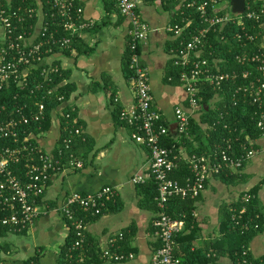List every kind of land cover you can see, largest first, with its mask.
I'll return each mask as SVG.
<instances>
[{
  "label": "built area",
  "instance_id": "built-area-1",
  "mask_svg": "<svg viewBox=\"0 0 264 264\" xmlns=\"http://www.w3.org/2000/svg\"><path fill=\"white\" fill-rule=\"evenodd\" d=\"M21 2L26 6L12 8L11 1L6 3L0 0V92L9 86L25 87L30 71L37 67L41 68L43 83L49 84L50 75L59 74L61 69L56 64H46V59L58 51L71 50L73 42L95 25L92 20L82 18V8L76 4V0H44L48 11L43 13L44 22L38 38L32 40V32H28L24 24L35 17V8L31 0ZM172 3L174 14L181 21L166 27V31L177 42V46L170 50L171 63L178 70L179 82L186 94L189 109L186 112L181 107H175L173 111L175 132L179 139L190 138V115L200 109V83L207 81L213 88L221 89L223 84L239 77L251 82L246 86L236 87L234 94L250 99L257 107V127L263 130L264 49L259 45V36L251 32L248 24L262 23L264 6L245 2L243 13L234 15L229 12L230 0H172ZM115 4L119 15L127 19L130 26L128 68L135 95V104L131 108L120 110L119 120L133 130L134 141L148 150L150 178L156 187L154 201L157 210L152 222V236L157 247L152 252L150 264H181L180 259L174 256V247L177 235L184 229V222L172 219L167 214L169 199L176 196H189L193 199L198 197L210 177L219 176L225 171L229 174L238 173L258 154V150L245 149L241 155L232 156L229 154L231 144L228 140L225 146H217L212 153L182 156L178 152L174 153L172 148L162 146L161 141L170 133V126L164 123L162 114L153 109L148 71L140 62V47L147 40L150 26L141 17L136 0H115ZM195 18L201 27L191 34L188 41H184L183 34ZM228 24L239 28L232 40L242 49L250 46L249 51L234 56L238 65L251 66V69L241 73L222 72L219 70L220 64L224 62L222 59L210 61L203 57V46L208 33L220 31ZM225 40L227 39L221 37V41ZM57 88L58 86L48 88L38 96L36 93L44 88L42 84L36 85L31 91V95H34L33 103L15 104L11 111L14 115L7 113L6 106L0 109V112L7 113V116L0 117V231L14 234L26 232L40 214L36 201L42 199L52 175L67 170L78 171L83 167V162L72 148L73 141L80 137L81 131L68 124V121L73 125L76 123L74 118L70 119L69 114L62 115L66 123L55 154L44 151L37 144V134L24 130L30 123L42 121L43 100L54 96ZM232 99L235 105L237 102L234 97ZM57 100L62 102V97L57 96ZM179 162L189 170V176L183 183L169 177L170 173L179 168ZM18 166L21 173L19 176L14 173ZM131 182L140 185L145 183V179L134 176ZM116 197L117 191L113 187H103L94 194L71 192L64 197L54 211L66 222H70L75 233L76 239L71 251L81 247L87 228L84 218L75 217L74 211L99 215L107 202ZM249 199L247 194L241 198L244 202ZM69 227L67 226L68 230ZM121 238V233L112 237L109 240L110 247ZM67 258L66 264H73L71 256ZM83 258L79 254L75 263L81 264ZM109 259L115 262L133 261L135 255L113 254ZM240 264L262 263L243 259Z\"/></svg>",
  "mask_w": 264,
  "mask_h": 264
},
{
  "label": "crops",
  "instance_id": "crops-1",
  "mask_svg": "<svg viewBox=\"0 0 264 264\" xmlns=\"http://www.w3.org/2000/svg\"><path fill=\"white\" fill-rule=\"evenodd\" d=\"M136 1L141 17L150 26L147 40L140 47V62L148 71L152 106L170 126V132L178 142L175 150L185 156L188 155L187 148L178 141L173 111L175 107H181L189 112L186 94L179 82H172L167 76L172 64L170 50L176 44V39L166 31V27L173 23L174 5L172 0ZM252 1L264 6V0ZM31 2L35 8L31 39L36 40L44 22L45 2ZM76 4L82 8V18L92 20L95 25L73 42L71 50L58 51L46 59V64H56L65 73L62 84L69 87L70 93L68 99L53 111L48 130L37 133L36 142L44 151L54 154L63 134L62 115L65 110H70L76 120L75 126L81 131L75 143V154L80 157L83 167L78 171L67 170L52 175L38 205L40 214L32 226L22 234L11 233L18 237L10 243L6 241L9 233L0 236V246L3 247L0 264H21L35 255L38 264H57L68 228L54 209L71 192L94 194L103 187L116 189L115 204L119 208L102 214L87 225V239L94 244L95 251L105 254V260L100 264H150L157 246L152 236L156 211L153 205L143 200L139 188L142 184L131 182L134 176H142L145 179L143 185L151 181L149 152L134 141L133 130L115 114L117 109H128L135 104L130 77L124 73L130 44L129 22L119 15L115 0H76ZM258 41L264 49V20L260 24ZM221 99L216 96L211 101L210 110ZM202 117L200 111L190 115V119L205 132L208 128L200 123ZM190 140L194 142L192 136ZM251 143L256 145L257 155H261L258 161L253 158L248 161L233 183L217 176L210 177L196 197L195 218L199 236L192 243L194 249L209 250L210 244L219 236L221 207L236 203L245 191L264 177V135ZM193 145L197 146V143ZM258 172L261 176L257 179ZM257 197L264 204V185ZM123 231L132 234L130 246L135 249V259L115 262L109 259L113 255L109 240ZM248 250L253 258L264 255V229L253 237ZM218 263L233 264L225 256L220 257Z\"/></svg>",
  "mask_w": 264,
  "mask_h": 264
},
{
  "label": "trees",
  "instance_id": "trees-1",
  "mask_svg": "<svg viewBox=\"0 0 264 264\" xmlns=\"http://www.w3.org/2000/svg\"><path fill=\"white\" fill-rule=\"evenodd\" d=\"M247 2H253L252 0H246ZM258 5V3H256ZM12 8L18 6L25 7L26 5L21 0H12ZM43 11H48V6L44 4ZM181 19L174 14L173 22L180 23ZM35 25V17L28 19L24 24L25 29L31 32ZM251 32L255 35H260V24L249 23ZM200 23L198 19H193L192 24L183 34V40L188 41L191 34L199 29ZM239 32V28L236 25H226L222 30L216 32H209L206 42L204 43L203 57L208 60L222 59L224 62L220 64L219 70L224 71H236L238 73L243 72L246 69H251V66H240L234 61V56L244 51H249L250 46L246 49L240 48L235 41H233V34ZM61 33V32H60ZM221 37H224L225 41H221ZM177 46V42L175 44ZM129 52L125 56L124 73L127 77L131 76L128 68ZM41 68L32 69L27 78L25 87L9 86L0 92V109L6 106L7 113L12 114V109L15 104L33 103L34 95H31V91L34 90L36 85L42 84L43 90L36 93L38 96L53 86H58L56 93L52 97L45 98L43 119L40 123H30L25 126L26 132H32L34 134L44 132L48 130L51 122V115L53 111L65 100L68 99L70 89L68 86L63 85L62 82L66 75L61 70L59 74L50 75L51 82L43 83L41 76ZM171 78L172 82H179L178 70L172 66L167 75ZM251 80H243L240 77L234 81H229L222 85L221 89L213 88L207 81L200 83V93L198 96L200 109L202 113V119L200 123L207 126V130L202 132L201 128L190 119L189 135L194 138V142L190 138H180L179 143H183L187 148L188 155L191 154H207L212 153L217 146H225L226 141H230L231 150L229 152L232 156H239L244 153L245 149L256 148V145L251 143L259 139L264 135V129L260 130L257 127L259 120V112L257 107L253 105L250 99H243L241 95H235L234 89L239 86H246ZM180 83V82H179ZM57 96L62 97V102L57 100ZM220 96L222 99L215 103L214 109L210 110L211 101ZM237 102L233 103V98ZM41 98V97H40ZM38 98V99H40ZM119 110H116L117 118L119 119ZM263 112H264V93H263ZM7 113L0 112V117L7 116ZM65 113L69 114L70 119H73L74 115L70 110H65ZM14 115V113L12 114ZM66 123V120L62 118V126ZM68 124L73 127L71 121ZM264 125V124H263ZM204 141L201 140L202 137ZM77 139L73 141V151L75 153V143ZM193 143H197L194 146ZM162 146L173 149L174 153H177L175 147L178 146V142L172 136L170 132L161 141ZM174 147V148H173ZM55 154V153H54ZM14 173L20 175V167H15ZM189 176V170L185 164L179 162V168L169 174L170 178L178 180L180 183L184 182V179ZM238 174L227 173V171L221 173L219 176L227 183H233ZM264 185V177L262 180L254 185L249 190L245 191L236 203L223 205L219 211V236L210 244L209 250L194 249L192 243L199 236V228L195 218V202L197 198H191L189 196L180 197L176 196L169 199L167 203V214L172 219L182 220L184 222L183 231L177 235L175 239L174 256L180 259L181 264H219L220 257H228L233 264H240L243 259L252 263L264 264V255L259 258H253L248 250L250 241L258 233H261L264 229V204L258 200L257 193L260 187ZM140 193H143V200L153 205L156 211V204L154 197L156 196V187L151 180L147 185H140ZM247 194L250 199L247 202L241 200L242 196ZM37 204L41 200L36 201ZM115 199L107 202L105 208L101 210L99 215L85 214L82 211L75 210L74 216L84 218L85 223H88L94 219H97L102 214L118 210ZM243 210V212H242ZM69 227L68 236L59 251V257L57 264H66L68 262V256L70 255L73 264L75 258L82 254L84 256L81 264H100L105 258L101 252L95 251L94 244L87 239L86 233L84 240L80 248L76 251H71V248L75 242V233L70 225V222H66ZM246 227H243L245 226ZM5 231H0V236ZM121 240L115 241L110 247L111 252L114 255H127L134 253L135 249L130 246V240L132 234L127 231H123ZM157 247V246H156ZM2 246H0V253L2 252ZM6 252V251H5ZM38 256H32L21 264H38Z\"/></svg>",
  "mask_w": 264,
  "mask_h": 264
},
{
  "label": "water",
  "instance_id": "water-1",
  "mask_svg": "<svg viewBox=\"0 0 264 264\" xmlns=\"http://www.w3.org/2000/svg\"><path fill=\"white\" fill-rule=\"evenodd\" d=\"M245 0H230V11L234 15H240L245 8Z\"/></svg>",
  "mask_w": 264,
  "mask_h": 264
},
{
  "label": "rangeland",
  "instance_id": "rangeland-1",
  "mask_svg": "<svg viewBox=\"0 0 264 264\" xmlns=\"http://www.w3.org/2000/svg\"><path fill=\"white\" fill-rule=\"evenodd\" d=\"M229 12H231V11L229 10ZM260 158H261V155L259 154V155L255 156V157L253 158V160H254V161H258ZM260 176H261V173L258 172L256 178L258 179ZM16 237H18V236L9 233V235H7V237H6V241L9 242V243H10V242H13V240H14ZM11 244H12V245H15L14 243H11Z\"/></svg>",
  "mask_w": 264,
  "mask_h": 264
}]
</instances>
